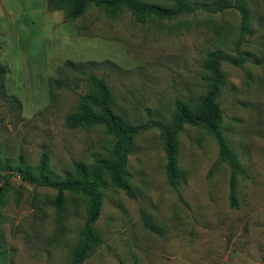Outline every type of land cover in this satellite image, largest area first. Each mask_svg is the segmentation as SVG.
Instances as JSON below:
<instances>
[{
    "label": "rangeland",
    "instance_id": "374dc122",
    "mask_svg": "<svg viewBox=\"0 0 264 264\" xmlns=\"http://www.w3.org/2000/svg\"><path fill=\"white\" fill-rule=\"evenodd\" d=\"M183 1L192 10L168 19L137 21L125 7L109 16L90 4L74 21L63 20L60 9L61 16L49 24L45 0H0L5 89L21 105L10 108L0 92L5 264H71L84 222V196L65 191L66 201L56 209V189L24 181L15 167L35 173L45 153V171L61 179L74 174V162L90 165L110 154L114 138L102 125L64 122L90 89L88 74L103 77L114 111L142 130L124 165L134 197L106 177L93 224L100 240L91 242L80 264H264V0ZM238 6L247 11L246 28ZM60 22L53 40L50 26ZM210 49L239 61H220L223 84L216 96L221 133L242 169L233 173L235 205L232 169L202 127L183 125L176 136L177 186L187 204L164 172L158 122L169 120L176 99L195 102L206 93L210 72L200 63ZM65 59L97 63L57 74ZM56 75L60 85H53L49 96L47 80Z\"/></svg>",
    "mask_w": 264,
    "mask_h": 264
},
{
    "label": "trees",
    "instance_id": "16d2710c",
    "mask_svg": "<svg viewBox=\"0 0 264 264\" xmlns=\"http://www.w3.org/2000/svg\"><path fill=\"white\" fill-rule=\"evenodd\" d=\"M172 5L158 2H147L142 0H46V10L60 8L63 20L74 21L79 17L88 5L102 7L107 15L113 16L120 8H127L132 17L137 21H144L148 17L156 16L162 18L176 17L177 15L189 12L192 7L184 4L183 0H172ZM219 6V5H218ZM241 12V27L246 28L247 11L243 6H238ZM76 30L81 33L80 27ZM107 60V59H106ZM221 60L238 64L239 61L227 58L219 49L206 51L201 61V67L209 70L210 80L206 93L197 97L195 102H184L176 99L174 110L167 122H158L159 133L164 138L165 163L164 172L170 186L178 195L179 200L187 204L177 186V168L175 164L176 136L183 125L202 127L205 132L212 134L219 147V158L227 163L232 174L229 178L231 204H236V187L234 185L233 173H242V169L236 159V154L232 150L229 142L220 130V110L216 96L223 84L222 74L219 69ZM109 61V60H107ZM85 62L96 64L94 60L72 61L63 60L56 66V73H60L65 68L75 69ZM8 67L0 63V92L7 98L9 107L20 108V99L9 94L5 89L4 75ZM90 83L89 91L81 94L77 102L75 111L65 115L64 122L67 126L102 125L107 134H111L114 141L108 156L97 158L92 164L86 165L80 161L74 162V174L59 178L53 176L50 171L46 172V154L40 157L38 168L35 173L28 169H23L20 165L15 167L21 179L34 185L48 186L56 189L55 208L60 209L66 201L65 191L73 192L84 196L86 200L84 222L79 233L78 243L72 250L71 264H80L91 250V242H98L100 239L93 227L98 217L100 206H102V188L108 177L114 187L123 189L129 196L134 197L132 189L124 180V165L127 154L133 146L134 138L142 128L129 124L124 117L114 111L113 97L107 82L103 77L88 74ZM49 96L52 94L53 85H60V80L56 76H50L47 80ZM155 123V122H154ZM2 200L0 197V204ZM145 225L151 227V222L143 217ZM5 250L0 245V264H5Z\"/></svg>",
    "mask_w": 264,
    "mask_h": 264
},
{
    "label": "crops",
    "instance_id": "0c3cea01",
    "mask_svg": "<svg viewBox=\"0 0 264 264\" xmlns=\"http://www.w3.org/2000/svg\"><path fill=\"white\" fill-rule=\"evenodd\" d=\"M45 7H46V0H45ZM60 10V8H55V9H52V10H47V14L46 15H44L45 16V18H46V22H48L49 21V24L50 23H55V21H57L58 20V16H61V12L59 11ZM62 22H60V23H58V24H55L54 26L55 27H52V26H50L51 28H50V30L51 31H53L54 30V33H53V35H52V39L54 40V38H55V36H57L58 35V32H59V29L60 30H62L61 28V24ZM48 24V25H49ZM58 37V36H57ZM56 37V38H57ZM60 42H62V41H60ZM49 43V42H48ZM60 46H62L61 44L59 45H57V47H56V49H58ZM54 63H58V61H56V62H54Z\"/></svg>",
    "mask_w": 264,
    "mask_h": 264
}]
</instances>
